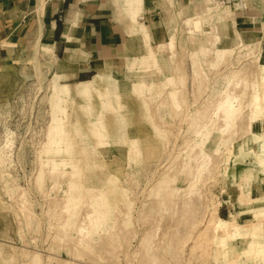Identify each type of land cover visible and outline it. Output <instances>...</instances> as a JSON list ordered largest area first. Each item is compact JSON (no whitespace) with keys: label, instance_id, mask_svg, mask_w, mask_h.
I'll return each instance as SVG.
<instances>
[{"label":"rangeland","instance_id":"1","mask_svg":"<svg viewBox=\"0 0 264 264\" xmlns=\"http://www.w3.org/2000/svg\"><path fill=\"white\" fill-rule=\"evenodd\" d=\"M116 1L134 18L133 56H105L89 79L70 81L76 73L41 23L31 38L36 20L0 41V264H264V201L245 191L264 170L254 156L263 135L228 150L247 119H264V49L238 31L248 16L214 3L207 12L200 0H159L151 14L145 0ZM230 85L231 118L218 112ZM230 166L233 214L261 226L236 260L211 249L205 261L192 247L206 221L203 190L229 198Z\"/></svg>","mask_w":264,"mask_h":264},{"label":"crops","instance_id":"2","mask_svg":"<svg viewBox=\"0 0 264 264\" xmlns=\"http://www.w3.org/2000/svg\"><path fill=\"white\" fill-rule=\"evenodd\" d=\"M158 1L145 0V7L152 9L148 13L151 14L157 9ZM138 7L139 10L143 9L141 2H139ZM229 9H235V12L241 11L234 7ZM148 13H145L146 17ZM244 13L249 19L243 20L239 24V34L248 41L258 37L264 49V0H249L246 10L242 11V15ZM27 19L31 22L36 20L34 27L30 30L31 38L35 35L37 25L41 23L43 28L40 31L44 32L43 38L52 41L55 54L62 62L71 63L68 71L76 73V76L70 81L86 80L92 77L98 66L102 63L106 64L105 56H109V54L122 58L133 56L129 41L130 25L131 23L134 24V18L131 21L128 16L124 15L120 3L116 0H0V41L11 39L6 35L8 27L14 30L13 34L16 32V37L13 38L18 39L21 33L27 34V32H22V25L26 23ZM139 19L144 21L143 17H139ZM12 21L15 24L10 23ZM45 24H47L46 28H44ZM4 48L6 45L0 43V55ZM82 57L85 60L80 61ZM252 122L253 126L248 138L235 144L234 151L237 154H240V150L236 147H244L250 136L256 138L264 136V119L263 121L259 119ZM262 141L259 151L254 153V156L258 161L264 162ZM256 144L257 142L254 141L251 143V147H255ZM233 164L234 162L231 163L232 167ZM251 164L252 162H246V165ZM231 166L228 183L225 187L227 189L225 193L230 191V194L227 195L229 198H225L224 193L223 196L221 195L222 204L219 209V216L221 215L222 219L227 220L236 218L239 222L240 216L233 214L234 211L232 212L230 206L232 204V197L230 196L237 191L236 186L231 185L233 179ZM245 185V191H249L252 202L262 203L264 201V170L259 181H253L250 178L246 180ZM238 200L235 202L239 205ZM235 209L239 210L240 205ZM248 222L250 221L241 224Z\"/></svg>","mask_w":264,"mask_h":264},{"label":"bare ground","instance_id":"3","mask_svg":"<svg viewBox=\"0 0 264 264\" xmlns=\"http://www.w3.org/2000/svg\"><path fill=\"white\" fill-rule=\"evenodd\" d=\"M200 1H201L200 7H202V9L206 10L207 12L210 10L212 3H214L219 8L234 7L236 9L241 10V11H244V10H246V6H247V2H248V0H243L242 2H236L234 4L222 5L216 0H200ZM228 11H230V10H228ZM211 36L213 37V35H211ZM163 46H166V48H168L167 44H164ZM223 57H227V55H223ZM255 60H256V62H259L260 57H256ZM236 88L237 87L235 85H230V88L227 91V94L220 101L219 106H218V112L220 115L231 118L237 112L238 108L236 106V103H238L239 96L235 92ZM247 121H248L247 123L245 122L246 124H243L244 126L246 125L247 130L242 132V133H238L237 137L233 140L232 145L228 149L230 154L234 152L236 142H238L240 140H244V139L248 138V136L250 135L251 129L253 126V122L251 119L250 120L247 119ZM243 122H244V120H243ZM240 123H242V122H240ZM261 146H262V149L264 150V136H263V141H262ZM217 167L214 163H213V165L210 166V170L213 171L212 172L213 175H211V177H210L211 179L212 178L215 179L214 175L216 173ZM218 169H219V167H218ZM22 193H23V191H22ZM203 195H204V201H203L204 209L203 210H204V215H206V221H205L204 227L201 228L198 236L196 237V240H194V245L192 246L193 250L201 251L202 254H199V258L202 257V259L205 261L210 258L211 249H214V255H215V257H218V259L221 256L222 257H228V256H230V254H232L234 252L233 253V254H235L234 258L236 260V258L241 255V253L238 250H236V247L239 246V243L243 242V240L245 238L253 235V233L257 229H259V227L261 226L260 224L262 221L257 220V221L241 224L236 220V218H232V219H228V220L222 219V217H220L221 215L219 216V209H220L221 204H222L221 198L217 196V194L215 193V191L211 187L203 190ZM20 198H21V202H22L23 206L26 208L27 203H26V199L24 197V194H20ZM202 213H203V211H202ZM86 219L90 220L91 215L88 214L86 216ZM85 226H84V224L79 225L77 228V232H78L77 234H78L79 238L86 241V244L83 246V248L85 250H83V251L87 252V251L91 250V244H89V241L87 239ZM258 235H260V234H258ZM258 235H256V236H258ZM215 237H218V240H220V243H221L220 247H218V248H214ZM73 240H74V238H73ZM105 250H107V249H105ZM179 250H180L179 252H182L183 249L180 248ZM79 253H81V252H80V250L78 251L77 249H72V251H71V254L73 255V257L79 256ZM98 253H100V252H98ZM102 255H100V257H103ZM140 262H142V260ZM50 263H52V262H50ZM57 263L58 264H73V262L68 261V260H58Z\"/></svg>","mask_w":264,"mask_h":264},{"label":"built area","instance_id":"4","mask_svg":"<svg viewBox=\"0 0 264 264\" xmlns=\"http://www.w3.org/2000/svg\"><path fill=\"white\" fill-rule=\"evenodd\" d=\"M222 5L234 4L236 2H242L243 0H216Z\"/></svg>","mask_w":264,"mask_h":264}]
</instances>
